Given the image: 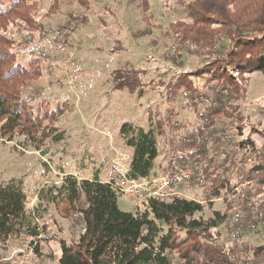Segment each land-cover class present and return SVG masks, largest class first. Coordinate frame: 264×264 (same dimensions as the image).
<instances>
[{
	"label": "trees",
	"instance_id": "obj_1",
	"mask_svg": "<svg viewBox=\"0 0 264 264\" xmlns=\"http://www.w3.org/2000/svg\"><path fill=\"white\" fill-rule=\"evenodd\" d=\"M74 1L88 7L89 0ZM183 6L185 18L175 26L184 30L181 40L196 51L208 46L210 54L198 68L173 79L168 102L175 106L178 101L182 108L189 107L183 100L187 91L193 97L204 95L216 104L208 108L206 116L214 126V139L226 145L231 159L226 170L216 161L206 171V178L215 182L212 194L225 198L220 208L174 198L151 200L142 213L125 212L119 207L120 194L110 182L114 171L105 179L98 171L89 178L61 172L60 183L41 187L36 204L28 209L24 182L14 178L0 184V244L26 237L30 240L27 251L42 257L44 244L54 240L60 250L57 264H264V201L258 213L252 212L253 199L264 193V155H257L247 166L248 156L239 159L246 148L249 156L264 150V126L248 124L249 116L241 109L244 90L239 79L247 80L257 73L264 76V0H193ZM31 7L30 0H0V30L12 17L25 19ZM3 39L0 33L2 47L6 44ZM1 46L0 140L22 138L42 156H49L54 153L52 148L67 137V131L56 123L74 107L63 102L51 110H36L25 89L30 80L39 77L34 68L39 61L33 60L29 67L19 66L13 63L15 54ZM173 106L164 111L150 109L143 124L128 121L121 126V139L133 150L126 162L129 177H156L170 156L184 150L185 140L193 137L192 112L182 114ZM232 131L239 139L231 136ZM210 146L203 144L197 159H202ZM243 183H247L246 198L229 200L233 189ZM234 208L247 212L249 219L256 216L254 233L259 240L229 237V247L220 242V229L228 233L233 229ZM52 211L62 220L79 221L82 231L78 238L67 241L46 235Z\"/></svg>",
	"mask_w": 264,
	"mask_h": 264
},
{
	"label": "rangeland",
	"instance_id": "obj_2",
	"mask_svg": "<svg viewBox=\"0 0 264 264\" xmlns=\"http://www.w3.org/2000/svg\"><path fill=\"white\" fill-rule=\"evenodd\" d=\"M30 1L33 7L25 19L12 17L0 30L6 41L0 46L15 54L13 63L19 66L39 61L34 66L39 77L25 89L36 110H51L63 102L74 107L56 123L67 137L49 156H42L22 138L0 140V184L21 179L28 209H33L40 188L60 183L61 172L89 178L101 171L108 178L117 153L127 159L131 156L120 136L123 123L143 124L150 109L164 111L173 106L168 102L169 85L182 72L198 68L210 47L196 51L181 40L184 30L175 27L185 18L183 5L193 0H89L87 8L74 0ZM57 32L66 36L63 52ZM239 79L244 90L241 109L249 116L248 124L262 128L264 76L257 73ZM173 107L182 114L192 112L178 101ZM230 134L236 138L235 131ZM118 203L122 211H138L127 195H120ZM213 208H220V203ZM47 220V236L71 241L82 231L77 219L65 221L53 211ZM220 231V242L229 247L231 233ZM259 239L254 232L245 237V241ZM29 241L21 237L0 244V264H57L56 241L44 244L42 257L27 251Z\"/></svg>",
	"mask_w": 264,
	"mask_h": 264
},
{
	"label": "built area",
	"instance_id": "obj_3",
	"mask_svg": "<svg viewBox=\"0 0 264 264\" xmlns=\"http://www.w3.org/2000/svg\"><path fill=\"white\" fill-rule=\"evenodd\" d=\"M59 51L66 49V36L63 32H57ZM45 56V55H44ZM183 100L185 104L193 112V137L185 140V149L175 152L170 156L168 162L161 169H158V174L153 178L134 179L129 177L128 167L126 162L130 160L124 157V154H116L113 159V184L114 189L120 195H127L133 201L138 212H143L145 205L151 201H170L174 198H186L199 203L201 206L208 208L211 204L220 203L225 198L218 197L212 194L211 190L215 186L214 179L206 178V171L216 161L221 162L222 170H226L231 166V159L228 158V150L224 143L214 139L213 125H209L207 111L210 106H215L212 100L204 95L193 97L189 92H183ZM174 123V121H172ZM210 143L211 146L207 150L202 159L197 155L203 144ZM263 151H258L249 156V150L246 148L239 154V159L242 161L244 156V165H250L255 161V158H261ZM122 156L119 160L118 157ZM247 183L237 185L228 196L229 200H239L246 198ZM264 201V193L256 196L253 199L254 211L259 210V207ZM231 220L233 227L231 235L234 239H245L250 236V232L256 229V216L252 219L248 218L247 212L237 210ZM250 227V229H249Z\"/></svg>",
	"mask_w": 264,
	"mask_h": 264
},
{
	"label": "crops",
	"instance_id": "obj_4",
	"mask_svg": "<svg viewBox=\"0 0 264 264\" xmlns=\"http://www.w3.org/2000/svg\"><path fill=\"white\" fill-rule=\"evenodd\" d=\"M129 150L131 151V156H132V152H133V151H132V149H131V148H129ZM129 156H130V155H129ZM131 156H130V158H131ZM102 175H103V174H102Z\"/></svg>",
	"mask_w": 264,
	"mask_h": 264
}]
</instances>
